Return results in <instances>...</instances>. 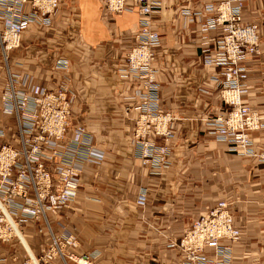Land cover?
<instances>
[{
  "label": "crops",
  "instance_id": "crops-1",
  "mask_svg": "<svg viewBox=\"0 0 264 264\" xmlns=\"http://www.w3.org/2000/svg\"><path fill=\"white\" fill-rule=\"evenodd\" d=\"M217 1L162 0L155 15L162 35L157 50L161 101L176 116L171 164L159 174L132 153L137 115L132 96L142 82L119 71L136 43L139 15L134 2L131 9L116 13L104 9L100 0H61L52 24H31L22 44L10 51L14 70L48 88L70 79L76 94L73 120L84 124L105 152L100 162L84 163L76 199L50 215L56 232L62 218L76 234L79 251H99L98 264H180L181 251L169 248L168 241L180 238L220 199L230 202L241 230L231 264H264V163L237 153L207 124L228 107L212 77L218 67L202 56L222 31L220 26L203 27L216 14L205 6ZM244 15L260 23L261 50L242 63L247 71L243 98L264 115V0H249ZM60 57L68 60V68L56 65ZM15 125L16 118L0 108V126ZM251 133L254 144L264 146V127ZM141 185L148 188L144 204L137 201ZM24 231L36 253L51 242L42 221H31ZM25 255L18 240L0 241L5 264H22ZM46 264L77 263L58 257Z\"/></svg>",
  "mask_w": 264,
  "mask_h": 264
},
{
  "label": "built area",
  "instance_id": "built-area-1",
  "mask_svg": "<svg viewBox=\"0 0 264 264\" xmlns=\"http://www.w3.org/2000/svg\"><path fill=\"white\" fill-rule=\"evenodd\" d=\"M100 1L104 9L116 13L131 9L130 2H134L139 15L136 43L128 49L119 71L142 82L133 105L138 115L131 130L132 153L142 166L159 174L171 164L176 138L172 125L176 116L162 104L158 79L162 35L154 18L162 0ZM248 1L218 0L205 6L216 14L205 19L203 27L220 26L222 31L202 50V56L218 67L212 77L228 106L207 124L218 139L231 142L237 153L264 163V146L257 147L251 136L253 130L264 127V115L243 98L247 71L242 63L261 50L260 23L244 15ZM60 5L61 0H0V108L16 118L15 126H0V241L22 243L26 250L22 264H46L58 257L98 264L99 251H79L76 234L62 218L57 219L60 231L56 232L50 215L76 199L84 163L100 162L105 152L96 146L93 133L73 120L76 94L68 77L56 88H48L30 74L14 70L9 60L10 51L22 44L25 30L33 23L52 24ZM56 65L68 68V60L60 57ZM147 199L148 188L141 185L137 201L144 204ZM33 220L42 221L51 236L50 244L38 253L25 239V226ZM240 235L230 202L220 199L167 246L181 251L180 264H231ZM5 259L0 257V264Z\"/></svg>",
  "mask_w": 264,
  "mask_h": 264
},
{
  "label": "bare ground",
  "instance_id": "bare-ground-1",
  "mask_svg": "<svg viewBox=\"0 0 264 264\" xmlns=\"http://www.w3.org/2000/svg\"><path fill=\"white\" fill-rule=\"evenodd\" d=\"M132 97H133L134 100H137V99L135 98V94H134ZM137 115H138V110H137ZM137 115H136V116H137ZM258 129H259V128H258ZM260 129H261V128H260ZM251 136H252V133H251ZM252 138H253V137H252ZM235 223H236V221H235ZM239 240H240V239H239Z\"/></svg>",
  "mask_w": 264,
  "mask_h": 264
},
{
  "label": "rangeland",
  "instance_id": "rangeland-1",
  "mask_svg": "<svg viewBox=\"0 0 264 264\" xmlns=\"http://www.w3.org/2000/svg\"><path fill=\"white\" fill-rule=\"evenodd\" d=\"M234 150V149H233Z\"/></svg>",
  "mask_w": 264,
  "mask_h": 264
}]
</instances>
